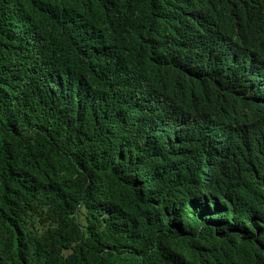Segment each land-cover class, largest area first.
I'll list each match as a JSON object with an SVG mask.
<instances>
[{"label":"trees","instance_id":"trees-1","mask_svg":"<svg viewBox=\"0 0 264 264\" xmlns=\"http://www.w3.org/2000/svg\"><path fill=\"white\" fill-rule=\"evenodd\" d=\"M202 7L0 0V264H264V51ZM194 95L209 139L173 125Z\"/></svg>","mask_w":264,"mask_h":264},{"label":"clouds","instance_id":"clouds-1","mask_svg":"<svg viewBox=\"0 0 264 264\" xmlns=\"http://www.w3.org/2000/svg\"><path fill=\"white\" fill-rule=\"evenodd\" d=\"M198 3L204 5L202 7L205 8L206 13L210 12L212 14L213 21L209 25L203 24V32L213 33L215 35L220 34V36L227 37L232 40L237 47V52L243 57L247 58L245 55L247 53H257L261 54L264 51V33L257 32L255 30H244L242 26H240L237 16L234 15L233 11H236V3L235 0H197ZM239 12L238 15L241 16L242 19L246 21V24L250 27H254L260 24V19L257 15L251 12ZM145 50L143 49V52ZM235 57L237 55H234ZM242 56H237L240 60H244ZM259 62L262 63L264 68V59H259ZM134 80L136 84H139V93L135 92V94H140L146 96L144 93L145 90H148L146 79L135 76ZM196 90V89H195ZM200 93L199 98L201 99L204 95L199 89L196 90ZM196 95V94H195ZM194 95V100L190 106L191 111L186 113L183 116H178L173 121V125L176 129L181 133L184 132L187 128H192L196 136L202 135L205 138L209 139L212 132L211 129L215 126V115L213 113L212 107L206 104H202L200 100L196 98ZM244 111L246 117L250 116V106L249 104H244ZM219 110L223 112L220 108ZM205 113L207 118H211L209 120H200L199 114ZM230 131L233 137L241 142L252 144L250 133L244 129V126L234 124L230 128Z\"/></svg>","mask_w":264,"mask_h":264}]
</instances>
